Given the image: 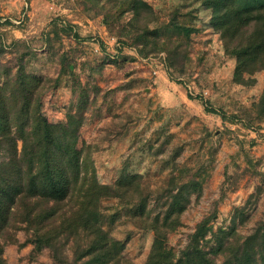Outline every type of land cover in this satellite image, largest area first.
<instances>
[{
	"label": "rangeland",
	"instance_id": "374dc122",
	"mask_svg": "<svg viewBox=\"0 0 264 264\" xmlns=\"http://www.w3.org/2000/svg\"><path fill=\"white\" fill-rule=\"evenodd\" d=\"M134 1L0 0L2 69L14 73L20 59L25 75L44 79L41 111L52 126L82 117V175L112 187L134 177L128 194L98 207L102 230L124 244L120 264H146L155 240L133 217L140 198L158 223L172 196L187 199L162 231L175 254L205 218L213 231L232 228L239 242L264 224V71L234 82L236 59L203 0H138L147 7L135 26L158 28L167 45L135 43L123 35ZM176 44L177 59L165 49ZM11 223L6 264H81L77 236L67 240L63 263L49 248L37 253L32 231Z\"/></svg>",
	"mask_w": 264,
	"mask_h": 264
},
{
	"label": "trees",
	"instance_id": "16d2710c",
	"mask_svg": "<svg viewBox=\"0 0 264 264\" xmlns=\"http://www.w3.org/2000/svg\"><path fill=\"white\" fill-rule=\"evenodd\" d=\"M203 3L212 11L213 26H220L225 51L236 59L234 82L246 85L244 75L264 71V0ZM134 4L135 18L126 24L124 37L134 36L135 43L150 50H164L167 44H163L158 28L146 25L138 30L135 26L140 10L147 5L138 0ZM183 31L188 34L187 29ZM173 48L165 49L177 59L173 53L178 44ZM16 66L12 73L0 64V264H6L3 241L15 242L13 220L32 231L29 241L37 253L49 248L55 259L65 263L64 246L70 237L77 236L75 261L120 264L124 244L102 230L98 207L102 199L128 194L134 177L124 174L120 184L112 187L98 184L94 176L87 179L82 175L81 151L76 148L82 117L71 116L65 123L52 126L41 111V97L47 91L44 79L25 75L20 59ZM262 107L264 90L259 101ZM186 203L181 193L172 196L158 223V219L148 221L145 199L137 202L133 217L155 235L146 264H218V260L219 264H264V224L239 242L232 228L213 231L210 218H205L183 251L175 254L167 249L162 231L168 228L173 213L182 212Z\"/></svg>",
	"mask_w": 264,
	"mask_h": 264
}]
</instances>
